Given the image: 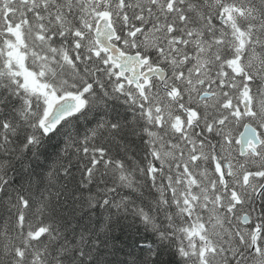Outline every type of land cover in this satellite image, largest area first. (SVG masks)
Here are the masks:
<instances>
[{"label": "snow or ice", "instance_id": "1", "mask_svg": "<svg viewBox=\"0 0 264 264\" xmlns=\"http://www.w3.org/2000/svg\"><path fill=\"white\" fill-rule=\"evenodd\" d=\"M0 264H264V0H0Z\"/></svg>", "mask_w": 264, "mask_h": 264}]
</instances>
